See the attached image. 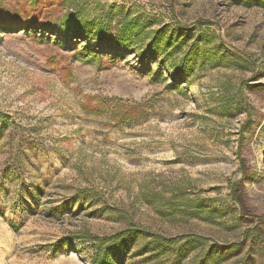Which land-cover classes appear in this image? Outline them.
Masks as SVG:
<instances>
[{"label":"rangeland","instance_id":"374dc122","mask_svg":"<svg viewBox=\"0 0 264 264\" xmlns=\"http://www.w3.org/2000/svg\"><path fill=\"white\" fill-rule=\"evenodd\" d=\"M133 227L114 264H264V1L0 0V264H92Z\"/></svg>","mask_w":264,"mask_h":264},{"label":"trees","instance_id":"16d2710c","mask_svg":"<svg viewBox=\"0 0 264 264\" xmlns=\"http://www.w3.org/2000/svg\"><path fill=\"white\" fill-rule=\"evenodd\" d=\"M259 2L260 0H253ZM264 1V0H262ZM149 27V25L143 24L141 20L138 18L136 19H129L123 21L122 26V35L116 39V43L119 46L124 47L125 49H128L132 47L133 45L137 44L136 42H139L140 44H143L145 39L142 40V36H146V30ZM75 39H83L85 37L84 32H76ZM164 31H159L153 33L152 36V43L149 45V53L151 55L162 53L165 55V57H173L174 54L182 52V46L185 44V41H182L180 38L176 39L175 36L170 35L169 37H165ZM96 37H92V40H98L99 35H93ZM148 38V37H147ZM139 40V41H138ZM172 49V51H170ZM90 56H96V51L88 50ZM194 53V49H191L189 52L184 54L179 61L174 60L172 63L173 71L169 72L173 76H177L178 79L182 78L186 73H191V68L194 65V61L192 58V54ZM170 69V68H169ZM168 69V70H169ZM170 71V70H169ZM249 120V119H247ZM1 126H4L2 124ZM2 127L1 129H4ZM88 191L82 193L85 194ZM143 234V231H141L139 228H130L126 231L117 233L115 235L109 236V237H94V253H93V260L92 264H114L113 259L111 258V255L118 249H121L126 244L130 243L132 240H135L137 237L141 236ZM161 240L164 243L170 244L173 241L169 239H162Z\"/></svg>","mask_w":264,"mask_h":264}]
</instances>
